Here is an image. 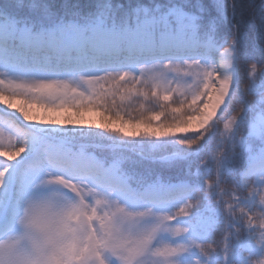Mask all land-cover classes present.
I'll return each instance as SVG.
<instances>
[{
	"label": "snow or ice",
	"instance_id": "obj_1",
	"mask_svg": "<svg viewBox=\"0 0 264 264\" xmlns=\"http://www.w3.org/2000/svg\"><path fill=\"white\" fill-rule=\"evenodd\" d=\"M239 8L0 4V264H264V7Z\"/></svg>",
	"mask_w": 264,
	"mask_h": 264
},
{
	"label": "trees",
	"instance_id": "obj_2",
	"mask_svg": "<svg viewBox=\"0 0 264 264\" xmlns=\"http://www.w3.org/2000/svg\"><path fill=\"white\" fill-rule=\"evenodd\" d=\"M5 2L14 3L15 0H0V4H3ZM57 4H61L64 2V0H55ZM72 3H79L83 6H89L95 3V0H70ZM116 3H124L128 4L129 2H135V0H114ZM144 3H151L152 0H142ZM205 3H211V0H204ZM231 2V0H230ZM240 4V8L238 9V13L242 14L245 19L249 18L251 15H256L257 18H259L260 12L262 10V7H264V0H238ZM209 14L212 16H215L216 10L213 7L209 8ZM229 17H231V9H229ZM232 25L230 23L224 24L222 26V31L224 33H227L231 30ZM132 115L139 116L140 113L138 111L133 110ZM222 129V125H221ZM191 134V133H189ZM147 143V142H145ZM167 154V153H164ZM174 171H182V169L174 170ZM217 241L222 239L221 233H217Z\"/></svg>",
	"mask_w": 264,
	"mask_h": 264
},
{
	"label": "rangeland",
	"instance_id": "obj_3",
	"mask_svg": "<svg viewBox=\"0 0 264 264\" xmlns=\"http://www.w3.org/2000/svg\"><path fill=\"white\" fill-rule=\"evenodd\" d=\"M11 102L14 103V104H16V105H19L20 103H22V102L19 101V100H14V101H11ZM0 109H3L4 111H6V112H10V113H13V114H15V115H19V113H16V112L14 111V109H9V108H7L6 104H4V103H0ZM93 119H96V117H93Z\"/></svg>",
	"mask_w": 264,
	"mask_h": 264
},
{
	"label": "clouds",
	"instance_id": "obj_4",
	"mask_svg": "<svg viewBox=\"0 0 264 264\" xmlns=\"http://www.w3.org/2000/svg\"><path fill=\"white\" fill-rule=\"evenodd\" d=\"M38 211H39V207H38Z\"/></svg>",
	"mask_w": 264,
	"mask_h": 264
}]
</instances>
